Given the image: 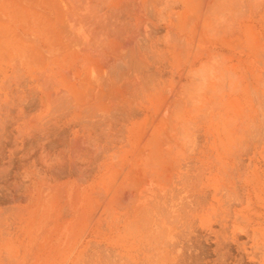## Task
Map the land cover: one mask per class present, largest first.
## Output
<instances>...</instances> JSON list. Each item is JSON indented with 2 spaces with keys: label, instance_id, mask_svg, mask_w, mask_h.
I'll list each match as a JSON object with an SVG mask.
<instances>
[{
  "label": "rangeland",
  "instance_id": "rangeland-1",
  "mask_svg": "<svg viewBox=\"0 0 264 264\" xmlns=\"http://www.w3.org/2000/svg\"><path fill=\"white\" fill-rule=\"evenodd\" d=\"M205 1L0 0V264H264V0Z\"/></svg>",
  "mask_w": 264,
  "mask_h": 264
},
{
  "label": "bare ground",
  "instance_id": "bare-ground-1",
  "mask_svg": "<svg viewBox=\"0 0 264 264\" xmlns=\"http://www.w3.org/2000/svg\"><path fill=\"white\" fill-rule=\"evenodd\" d=\"M103 1H104V0H103ZM127 1L130 2V0H127ZM150 1H152V0H150ZM154 1H155V0H154ZM162 1H163V0H162ZM201 1H202V0H201ZM206 1H207V0H206ZM206 1H205V2H206ZM208 1H209V2L212 1V3H213V2L215 3V0H208ZM208 1L206 2L207 4H205V5H207V6H206L207 8H209V7H208V4H209ZM93 2H94V1H93ZM136 2H137V1H136ZM157 2H158V1H157ZM164 2H165V1H164ZM144 3H145V2H144ZM144 3H143V4H144ZM155 3H156V2H155ZM159 3H160V2H158V5H159ZM212 3H211V4H212ZM122 4H123V1H122ZM122 4H120L119 6H121ZM134 4H135V3H134ZM251 4H252V3H251ZM89 5H90V4H89ZM123 5H124L123 7H125V4H123ZM127 5H128V3H127ZM131 5H132L131 7H133V4H132V3H131ZM137 5H138V4H137ZM145 5H148L147 2H146ZM166 5H167V3H166ZM168 5H169V4H168ZM202 5H203V3H202ZM217 5H218V4H217ZM252 5H253V4H252ZM252 5H251V6H252ZM75 6H76V5H74V7H75ZM156 6H157V4H156ZM162 6H164V5L162 4ZM169 6H170V5H169ZM86 7H87V6H86ZM123 7L121 8L122 11H123V9H124ZM131 7H129V9H130ZM157 7H158V6H157ZM159 7H160V6H159ZM204 7H205V6H204ZM215 7H216V5H215ZM126 8H127V7H125V9H126ZM212 8H213V7H212ZM218 8H220V7H218ZM252 8H253V7H252ZM137 9H138V8H137ZM118 10H119V8H118ZM131 10H132V9H131ZM142 10H143V9H142ZM147 10L149 11L148 8H147ZM205 10H206V8H205ZM210 10H211V9H210ZM213 10H214V9H213ZM91 11H92V10H91ZM114 11H115V10H114ZM148 11H147V14H148ZM215 11H216V10H215ZM215 11H214V12H215ZM217 11H219V10H217ZM112 12H113V11H112ZM130 12H131V11H130ZM139 12H141V11H139ZM142 12H143V11H142ZM74 13H75V12H74ZM99 13H100V12H99ZM119 13H120V12H119ZM119 13H118V14H119ZM203 13H204V12H203ZM209 13H210V12H209ZM211 13H212V12H211ZM211 13H210V14H211ZM77 14H78V13H77ZM115 14H116V13H115ZM129 14H130V13H129ZM150 14L152 15V13H150ZM158 14H159V16L162 15V14H160V13H158ZM212 14H213V13H212ZM100 15H101V14H100ZM120 15H122V12H121V14H119V16L117 15V17H120ZM205 15H206V13H205ZM110 17H111V16H110ZM110 17L107 18V19H111ZM113 17H114V16H113ZM113 17H112V18H113ZM121 17H122V19H126V17H124V18H123V16H121ZM121 17H120V19H121ZM147 17H148V16H147ZM114 19H116V18H114ZM120 19H119V20H120ZM129 19H131V18H129ZM129 19H128V20H129ZM119 20H118V22H116L117 25H118L119 22H120ZM192 20H193V19H192ZM129 21H130V20H129ZM189 21H190V20H189ZM113 22H114V21H113ZM113 22H112L111 24H113ZM85 23H87V22H85ZM114 23H115V22H114ZM121 23H122V22H121ZM121 23L119 24V25H121L120 27H122V24H123V23H122V24H121ZM124 23H125V22H124ZM109 24H110V23H108V26H112V25H109ZM113 25H114V24H113ZM127 25H128V24H127ZM87 26H88V25H87ZM87 26H86V27H87ZM115 26H116V25H115ZM130 27H131V26H130ZM160 28H161V27H160ZM169 28H170V27H169ZM87 29H88V32H89L90 29H89V28H87ZM91 29H92V28H91ZM119 29H121V28H119ZM148 29H149V28H148ZM113 30H114V29H113ZM91 31H92V30H90V33H91ZM98 31H99V30H98ZM114 31H115V30H114ZM114 31H113V32H114ZM128 31H129V29L127 30V32H128ZM157 31H158V30H157ZM108 32H109V31H108ZM116 32H117V31H116ZM70 33H71V32H70ZM75 34H76V33H75ZM99 34H101V33L99 32ZM73 35H74V34H73ZM92 35H93V34H92ZM95 35L98 36L97 32H96ZM111 35H112V34H111ZM126 35H127V34H126ZM134 35H135V34H134ZM78 36L80 37L81 35H78ZM106 36H108V35H106ZM159 36H160V35H159ZM77 38H78V37H77ZM82 38H84V37H82ZM109 38H110V37H109ZM116 38H117V37H116ZM134 38H135V37H134ZM139 38H140V37H139ZM141 38H142V37H141ZM141 38H140V39H141ZM80 39H81V38H78V40H80ZM93 39H94V38H93ZM117 39H118V38H117ZM75 40H76V38H75ZM104 40H105V39H104ZM118 40L121 41V39H118ZM138 40H139V39H138ZM141 40H143V39H141ZM144 40H145V39H144ZM144 40H143V41H144ZM80 41H81V40H80ZM100 41H102V39H101ZM132 41H133V40H132ZM146 41H147V39H146ZM174 41H175V40H174ZM139 42H140V40H139ZM73 43H74V42H73ZM84 43H85V42H84ZM129 43H130V42H129ZM140 43H141V42H140ZM133 44H134V43H133ZM133 44H131V46H132ZM143 45H144V44H143ZM131 46H130V47H131ZM133 46H134V45H133ZM138 46H139V45H138ZM126 47H127V46H126ZM103 48H104V47H103ZM103 48H102V49H103ZM118 48H119V47H118ZM134 48H135V46H134ZM139 48H141V46H139ZM115 49L118 50L117 48H115ZM119 49H120V48H119ZM147 49H148V48H147ZM125 50H126V49H125ZM143 50H144V49H143ZM148 50H149V49H148ZM118 51H119V50H118ZM121 51H122V50H121ZM126 51H127V50H126ZM141 55H142V54H141ZM126 59H127V58H126ZM131 60H133V59H131ZM122 61H123V60H122ZM126 61H127V60H126ZM123 62H124V61H123ZM131 63H132V62H131ZM131 63H130V64H131ZM133 70H135V69H133ZM113 71H114V70H113ZM18 72H19V71H18ZM130 72H131V71H130ZM132 74H133V73H132ZM142 74H144V75H142ZM142 74H141V75H142L143 77H145L146 74H145L144 72H142ZM139 75H140V74H139ZM113 76H115V75H113ZM117 76H118V75H117ZM131 76L133 77V75H131ZM137 76H138V74H137ZM147 76H148V75H147ZM150 76H151V75H150ZM178 76H179V75H178ZM43 77H44V76H43ZM70 78H71V76H70ZM119 78H120V77H119ZM138 78H139V77H138ZM151 78H152V77H151ZM180 78H181V77H180ZM112 79H113V78H112ZM112 79H111V80H112ZM134 79H135V78H134ZM139 79H140V78H139ZM153 79H154V78H153ZM99 80H100V79H99ZM115 80H116V79H115ZM118 81H119V80H118ZM138 81H139V80H138ZM149 81H150V80H149ZM123 83H124V82H123ZM125 83H126V82H125ZM128 83H129V82H127L125 85H128V88H129V84H131V82H130L129 84H128ZM146 84H148V83H146ZM177 84H178V83H177ZM40 86H41V85H40ZM119 86H120V85H119ZM119 86H118V87H119ZM123 86H124V84L121 85L120 87L123 88ZM130 86H131V85H130ZM96 88H97V87H96ZM138 88H139V90H141L140 87H138ZM138 88H137V89H138ZM166 88H167V87H166ZM174 88H175V87H174ZM180 88H181V87H180ZM124 89H125V86H124ZM129 89H130V88H129ZM173 90H174V89H173ZM123 91H124V94H125V90H123ZM130 91H132V89H130ZM134 91H135V90H134ZM144 91H145V93L147 92L146 90H144ZM173 92H174V91H173ZM129 93H131V92H129ZM129 93H128L127 96H129ZM164 93H165V92H164ZM104 94H105V93H104ZM171 94H172V93H171ZM167 95H168V94H167ZM31 96H32V95H31ZM104 96H105V95H104ZM124 96H125V95H124ZM152 96H153V95H152ZM162 96H163V94H162ZM174 96H176V95H174ZM116 97H117V96H116ZM118 97H119V96H118ZM130 97H131V96H130ZM133 97H134V96H133ZM177 97H178V96H177ZM60 98H61V97H60ZM97 98H98V97H97ZM147 98H148L149 100H152V97H151V96H148ZM172 98H173V97H172ZM24 99H25V97H24ZM153 99H154V97H153ZM109 100H110V99H109ZM169 100H170V96H169ZM175 100H176L177 102L174 101L173 103L175 104V102H176V104L179 105V103H180V102H178V101H179V97H178V99H175ZM104 101H105V100H104ZM132 101H133V100H132ZM141 101H142V100H141ZM160 101H161V100H160ZM170 101H173V100H170ZM24 102H25V100H24ZM109 102H110V101H109ZM112 102H113V101H112ZM115 102H117V101H115ZM130 102H131V101H129V100L125 102V103H127V104H126V105H127V108H125V109H126V110H125L126 113H124V115L127 116V122H128L126 125H122V124L120 123V118H121L120 116H119V118H117V116H113L112 118H110V119L107 121V123L105 122L106 124H104V125H105V126H108V127H111V128H112V126H117V125H119V128H121V126H122L123 129H124V131H125V133H126V138H127L130 142L134 141L135 138L138 139V140H144V139H146V138L149 137V136H148V130L146 129V125L148 124V122H150V118H149L147 115H145L144 118H143L142 124L139 123L138 121L133 120V119H132V120H129L130 116H132V114H131V112H132L131 110H132V109H130V104H131ZM17 103H18V102H17ZM31 103H32V102H31ZM170 103L172 104V102H170ZM170 103H169V105H170ZM133 104H134V103H133ZM176 104H175V105H176ZM116 105H117V104H116ZM116 105H115V106H116ZM118 105H119V104H118ZM164 105H165V104H164ZM172 105H173V104H172ZM180 105H181V104H180ZM167 107H168V106H167ZM180 107H181V106H180ZM91 108H92V107H91ZM145 108H146V107H145ZM162 108H163V107H162ZM164 108H165V106H164ZM137 109H138V108H137ZM24 110H25V109H24ZM133 110H134V109H133ZM159 112H160V111H159ZM92 113H93V112H92ZM134 114H135V113H134ZM9 115H10V114H9ZM111 115H112V114H111ZM120 115H122V113H120ZM171 115H172V114H171ZM10 117H11V115H10ZM163 118H164V117H163ZM105 120H106V119H105ZM24 121H25V120H24ZM28 121H29V120H28ZM99 121H100V120H99ZM153 121H154V120H153ZM29 122H30V121H29ZM93 122H94V121H93ZM93 122H92V123H93ZM96 123H97V122H96ZM124 123H125V122H124ZM152 124H153V123H152ZM161 124H162V123H161ZM74 125H75V124H74ZM88 125H89V124H88ZM92 125H93V124H92ZM97 125H98V123H97ZM97 125H96L97 129H100V128H98V127H99V125H101V124H99L98 126H97ZM104 125L102 124V126H104ZM140 125H141L140 128L143 129V130H142V133H141L140 135H138V134H137V129L139 128ZM164 125H165V124H164ZM94 126H95V123H94ZM94 126H93V128H95ZM85 127H86V126H85ZM164 127H165V126H164ZM102 128H104V127H102ZM111 128H110V129H111ZM61 129H62V128H61ZM71 129H72V128H71ZM89 129H90V128H89ZM95 129H96V128H95ZM97 129H96V131H98ZM179 129H180V128H179ZM107 130H108V129H107ZM113 130H114V129H113ZM117 130H121V129H117ZM117 130L114 131V134H115V132H116ZM168 130H169V129H168ZM86 131H88V130H86ZM94 131H95V130H94ZM94 131H93V132H94ZM96 131H95V133H96ZM101 131H102V130L100 129V132H101ZM111 131H112V130H111ZM162 131H163V126H162ZM170 131H171V129H170ZM59 132H60V130H59ZM93 132H92V133H93ZM100 132H99V133H100ZM107 132H108V131H107ZM158 132H159V131H158ZM62 133H63V132H62ZM92 133H91V135L93 136ZM97 133H98V132H97ZM102 133H104V131H102ZM102 133H101L100 135H103ZM160 133H161V132H160ZM160 133H159V134H160ZM179 133H180V132H179ZM65 134H66V133H65ZM110 134H111V133H110ZM114 134H113V135H114ZM161 134H162V133H161ZM104 135H105V134H104ZM113 135H112V136H113ZM115 135H116V134H115ZM116 136H117V135H116ZM119 136H120V135H119ZM163 136H164V135H163ZM89 137H90V136H89ZM101 137H102V136H101ZM109 137H110V135H109ZM41 138H42V137H41ZM60 138H61V137H60ZM64 138H65V137H64ZM84 138H86V136H85ZM92 138H93V137H92ZM92 138H91V137L89 138V140H88V141H89V144H90V141H91L90 139H92ZM106 138H107V136H106ZM110 138H111V137H110ZM65 139H66V138H65ZM114 139H115V137H114ZM163 139H164V138H163ZM29 140H30V139H29ZM41 140H42V139H41ZM116 140H119V139L116 138ZM78 141H79V140H78ZM160 141H161V140H160ZM29 142H30V141H29ZM29 142H28V143H29ZM46 142H47V141H46ZM62 142H63V141H62ZM66 142H67V140H66ZM66 142H65V143H66ZM161 142H162V141H161ZM55 143H56V142H55ZM59 143H60V142H59ZM139 143H140V142H139ZM164 143H165V142H163V146H164ZM48 145H49V144H48ZM54 145H55V144H54ZM46 146H47V145H46ZM49 146H50V145H49ZM36 147H37V146H36ZM36 147H35V148H36ZM57 147H58V145H57ZM85 148H86V147H85ZM96 148H97V147H96ZM40 149H41V148H40ZM44 149H45V148H44ZM58 149H59V148H58ZM61 149H62V148H61ZM104 149H105V148H104ZM71 150H72V149H71ZM71 150H70V151H71ZM91 150H93V149L91 148ZM87 152H88V150H87ZM99 152H100V150H99ZM102 152H103V148H102ZM100 153H101V152H100ZM86 154H87V153H86ZM97 154H98V153H97ZM97 154H95V155H97ZM46 155H47V154H46ZM46 155H45V156H46ZM81 155H82V154H81ZM38 156H39V155H38ZM45 158H46V157H45ZM52 158H53V157H52ZM98 159H99V158H98ZM53 160H54V159H53ZM55 161H56V160H55ZM136 161H137V160H136ZM59 163H60V162H59ZM54 164H55V163H54ZM65 164H66V163H65ZM71 164H72V163H71ZM71 164H70V165H71ZM61 167H62V166H61ZM72 168H73V167H72ZM68 169H69V168H68ZM58 170H59V169H58ZM71 170H72V169H71ZM62 171H63V170H62ZM60 172H61V170H60ZM130 172H132V171H130ZM80 174H81V173H80ZM128 174L131 175L132 173H128ZM162 176H163V174H162ZM129 178H130V177H129ZM128 181H129V180H128ZM142 181H143V180H142ZM136 183H137V182H136ZM139 183L142 184V182H138L137 185H139ZM127 184H129V183H127ZM141 184H140V185H141ZM131 185H132V184H131ZM132 186H133V185H132ZM127 187H128V186H127ZM124 188H125V187H124ZM129 188H130V187H129ZM126 190H127V189H126ZM129 190H130V189H129ZM129 190H127V191H129ZM120 193H121V192H120ZM129 193H130V192H129ZM133 194H135V193H133ZM83 197H84V196H83ZM132 197H134V195H133ZM123 198H125V197H123ZM123 198H122V199H123ZM128 198H129V197H128ZM134 198H135V197H134ZM134 198H133V199H134ZM130 199H131V198H130ZM124 200H125V199H124ZM126 200H127V199H126ZM128 200H129V199H128ZM133 201H134V200H133ZM79 211H80V210H79ZM85 211H86V210H85Z\"/></svg>",
  "mask_w": 264,
  "mask_h": 264
}]
</instances>
